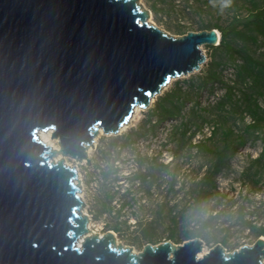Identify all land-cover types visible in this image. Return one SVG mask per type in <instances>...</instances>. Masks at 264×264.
Here are the masks:
<instances>
[{"label":"water","instance_id":"obj_1","mask_svg":"<svg viewBox=\"0 0 264 264\" xmlns=\"http://www.w3.org/2000/svg\"><path fill=\"white\" fill-rule=\"evenodd\" d=\"M149 17L137 0H0V264H264V237L199 257V238L134 253L87 228L63 158L90 168L99 130L117 135L219 42L215 29L172 37Z\"/></svg>","mask_w":264,"mask_h":264},{"label":"rangeland","instance_id":"obj_2","mask_svg":"<svg viewBox=\"0 0 264 264\" xmlns=\"http://www.w3.org/2000/svg\"><path fill=\"white\" fill-rule=\"evenodd\" d=\"M252 1L232 0L231 6L223 9L221 0H137V3L150 12L149 24L167 35L178 37L181 35L176 34L177 28L198 32L204 30L202 27L207 24L225 27L232 17H245L252 9ZM255 1L261 3V0ZM254 34L257 36L256 44L242 41L236 44L254 58L264 61V35ZM201 49L205 62L215 55L222 64L218 69L222 81L233 85L236 66L241 64V59L232 61L223 52H215L212 46H202ZM196 76L198 72L170 81L161 95L170 90L175 82H195ZM235 88V97L240 100L241 91H245L247 85L238 84ZM223 96L224 87L217 85L212 91H203L195 113L190 111L191 104L183 109L190 131L196 132L192 142L204 138L213 127L242 129L238 111L233 110L231 103L227 102L222 110L214 107ZM154 101L146 110L133 112L125 128L117 135L101 133L96 136L94 147L87 150L92 170L85 162L63 158L66 166L76 170L78 196L84 203L82 212L88 217L89 232L101 236L107 231V226L117 225L119 232L112 231L116 244L130 247L134 253L140 252L146 244L174 243L168 239L170 234L181 237L185 232L200 230L206 252L223 240V248L228 253L241 246L252 245L255 238L247 229L249 224L258 226L264 223V160L255 163L262 151L260 142L248 144L237 152L229 168L216 177V192L219 194L214 201L197 204L191 192H197L196 183L212 160L203 152L189 150L188 140H182L178 132L174 134L173 127L180 123L181 118L158 125L155 133L149 132L146 121ZM233 102L241 105V102ZM130 130L135 131L132 133L135 141L123 146L124 136ZM136 134L143 135L136 137ZM219 140L217 134L214 145H219ZM50 144L57 148L56 141L51 138ZM60 159L59 155L53 157L54 162ZM135 173L146 174L148 178L142 183H131L129 178ZM106 192H129L128 197L137 202L132 207H125L121 217L115 218L114 212L111 216H97V201ZM118 197L116 195L112 202L115 209L120 205ZM136 220L141 222V227H136ZM147 223L152 236L150 240L142 239L141 230Z\"/></svg>","mask_w":264,"mask_h":264},{"label":"trees","instance_id":"obj_3","mask_svg":"<svg viewBox=\"0 0 264 264\" xmlns=\"http://www.w3.org/2000/svg\"><path fill=\"white\" fill-rule=\"evenodd\" d=\"M251 6L252 9L245 17L234 16L225 27H221L218 24H207L202 27L204 30L215 29L218 31L220 36L218 45L212 46L215 52H223L232 61L235 58L241 59V64L236 66L235 83L228 85L222 81L220 70H218L219 67H222V64L216 60L213 54L210 60L203 64L198 76L195 77V82L191 81L187 84L175 82L170 90L158 96L146 121L149 124V132L155 133L158 125L181 118L180 123L173 127L174 134L178 132L182 140H188L189 150L203 152L210 156L211 164L196 183L197 192H191L197 204L210 203L216 199L219 194V192H216V177L229 168L233 156L248 144L260 142L262 151L255 163L264 160V61L254 58L246 49L238 47L236 44L237 41L256 44L257 36L254 32L264 35V0H261V3L253 0ZM152 12H154L153 9ZM175 32L178 35L187 33L186 30L181 28H177ZM238 84L247 85L246 90L241 91L240 100L235 97V87ZM217 85L224 87V96L214 104V107L222 110L227 102L231 103L234 106L233 110L238 111L239 122L243 127L239 130H235L234 127H213L204 138L192 142L196 137V132L190 131L183 109L188 104H191L192 108L190 111L195 113L203 91H212ZM233 101L241 102V105H236V102ZM153 117L155 118L154 121L152 120ZM246 119L248 120L245 124ZM133 132L135 131L130 130L124 136L123 146H128L135 141V138H132ZM217 134L220 136V142L219 145H214ZM136 135V137H139L143 134ZM147 178L146 174L135 173L129 179L131 183H142ZM116 195H119L118 199L120 200V205L117 209L112 205ZM128 196L129 192H106L97 201V216H111L114 212L115 218L121 217V211L125 207H132L137 202L136 199ZM215 209L216 207L213 208V210ZM123 223L125 224L126 221ZM141 226V222L136 220V227ZM149 227L150 225L147 223L141 230L143 233L142 239L144 240L152 238L149 234ZM247 229L255 240L258 237H264V223L258 226L249 224ZM106 230L115 233L119 232L117 225L107 226ZM192 238H201L203 240L202 231L185 232L181 237L175 234L168 236V239L175 244H181ZM221 244L222 246L225 245V241L223 240Z\"/></svg>","mask_w":264,"mask_h":264},{"label":"bare ground","instance_id":"obj_4","mask_svg":"<svg viewBox=\"0 0 264 264\" xmlns=\"http://www.w3.org/2000/svg\"><path fill=\"white\" fill-rule=\"evenodd\" d=\"M138 110V108H135L134 109V111L133 112H136ZM125 128V126L121 129V130H123ZM120 130V131H121ZM101 134V130H99V133H98V135H100ZM50 132H38V134H37V139L40 141V142H42V143H44L45 145H48V146H50L51 144H50ZM81 242H82V239H80L78 242H77V246L79 247L80 246V244H81ZM205 250H203L200 254H199V257H201L203 254H205Z\"/></svg>","mask_w":264,"mask_h":264},{"label":"clouds","instance_id":"obj_5","mask_svg":"<svg viewBox=\"0 0 264 264\" xmlns=\"http://www.w3.org/2000/svg\"><path fill=\"white\" fill-rule=\"evenodd\" d=\"M232 0H221V8H228L231 6ZM215 6V5H214Z\"/></svg>","mask_w":264,"mask_h":264}]
</instances>
